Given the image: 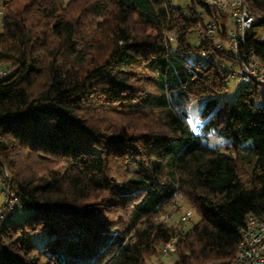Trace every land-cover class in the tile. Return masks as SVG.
<instances>
[{"label": "trees", "instance_id": "trees-1", "mask_svg": "<svg viewBox=\"0 0 264 264\" xmlns=\"http://www.w3.org/2000/svg\"><path fill=\"white\" fill-rule=\"evenodd\" d=\"M246 3L233 57L187 42L205 0H0V169L26 209L0 224V264H165L172 239L173 264L232 263L247 216L264 217V97L220 96L223 66L264 61V0ZM199 98L193 134L181 112ZM177 195L187 229L159 219Z\"/></svg>", "mask_w": 264, "mask_h": 264}, {"label": "built area", "instance_id": "built-area-1", "mask_svg": "<svg viewBox=\"0 0 264 264\" xmlns=\"http://www.w3.org/2000/svg\"><path fill=\"white\" fill-rule=\"evenodd\" d=\"M208 7L209 15L208 20L197 23L200 32V41L213 39L215 34H218L226 40L230 45L227 51L219 43H215L217 50H223L225 54L236 56V51L239 41H242L246 33L250 30L255 18L248 12L246 0H205ZM232 18L233 27H227L224 23L222 25L221 17L226 14ZM264 31L262 36L259 37L260 41H264ZM175 38V30H171L166 34L167 41H172ZM203 58L213 63L215 59L210 53L203 54ZM241 68L237 71L236 82L239 90L244 86L257 84L262 87L260 96L264 97V61L260 60L257 56L249 55L246 62L241 64ZM0 71V76H2ZM189 116L186 117L189 127L193 134H198L201 125L197 122H190ZM10 196H13L11 192ZM10 204L6 205L5 220L11 214L12 210L16 207L15 202L9 201ZM191 214L190 210H186L179 217V222L185 224ZM3 216H0V220ZM163 222L169 219V214L161 215L160 218ZM182 225V226H183ZM240 241L237 245L236 254L231 264H264V217L249 214L246 218V224L239 228ZM174 250V239L160 247L161 255L167 256Z\"/></svg>", "mask_w": 264, "mask_h": 264}, {"label": "rangeland", "instance_id": "rangeland-1", "mask_svg": "<svg viewBox=\"0 0 264 264\" xmlns=\"http://www.w3.org/2000/svg\"><path fill=\"white\" fill-rule=\"evenodd\" d=\"M171 3L176 5V6L186 7L188 5V0H171ZM195 11H196L195 15L197 17H201L199 19L200 22L201 21L205 22L206 20H208V15L203 13L202 9H200L199 7H196ZM224 15H225V17L223 19V22L225 23V25L227 27H233L232 26L233 22L231 20L232 18H230V16H228V13H227V16H226V14H224ZM99 20L101 21L102 18H100ZM0 31H1V27H0ZM200 32H202V28H201V30H199L198 27H195L188 32L187 42L191 46L198 45V42L200 41V38H201ZM206 42H210L214 50H217L215 48V43L221 44L223 46V49H225L227 51L230 49L229 43H227L226 40H224L223 37L218 35V34H215L213 36V39L207 40ZM218 51L219 52H225L223 50H218ZM241 66L242 65H234L231 63H228L227 66H223L224 68H226L228 70V74H229V86H228V89L225 92H223V95H225L224 98H226V100H231L233 98V95L229 92H234L238 88V84L236 82V76H237V71H239ZM0 71H2L3 76H8L11 74L12 69H5L4 67H0ZM261 90H262V87L258 86V88H257L258 96H260L259 94H260ZM260 97L262 98L263 96H260ZM203 100H204V98L192 100L189 102V104L187 105V108L185 109L187 116H189L192 119L193 123H195V122H197L199 124L203 123V120H200L198 118V115L196 116V114L199 112V110L201 108V104L203 103ZM188 125H189V123H188ZM207 142L209 145H212V146L223 147L224 144L227 143V140L220 138L218 136H215V135H208ZM10 180H11L10 171L7 168L2 167L0 169V216L2 215L3 218L0 220V224L5 221L4 215L7 211V210H5L6 205L10 204L9 201L15 202V200L13 199V196L12 197L10 196V194L12 192V190L8 184ZM186 210H190L188 203L180 195H177L175 197V199L173 200V202L165 209V211L159 215V219L161 218V215L169 214V219L167 220V222H169L170 224H175L176 222L179 221V217H180L181 213H183ZM12 212H13L12 218L15 220H19V219H22V217L25 215L26 209L22 208V207H17V208L15 207L12 210ZM9 215H11V214H9ZM197 220H198V216L195 214V212L191 211V214L188 218V221L184 225L183 224H181V225H183L184 229H187ZM156 259L157 258H154L151 262L147 261L146 264H151V263L157 264ZM160 259L162 260V262H165V264H173L174 261L176 260L175 251L173 250L167 256L161 255V252H160ZM204 264H214V263H204Z\"/></svg>", "mask_w": 264, "mask_h": 264}, {"label": "crops", "instance_id": "crops-1", "mask_svg": "<svg viewBox=\"0 0 264 264\" xmlns=\"http://www.w3.org/2000/svg\"><path fill=\"white\" fill-rule=\"evenodd\" d=\"M238 91H239V88H237L234 92H229V93H231L232 95H233V98L231 99V100H228V101H233V99L235 98V96L237 95V93H238ZM228 93V94H229ZM220 96L222 97V100H226V98H224V96L225 95H223V93L222 94H220ZM200 99V98H199ZM204 101V100H203ZM202 105V104H201ZM199 113V112H198ZM198 113L196 114V116L198 115ZM190 120L192 121V119L190 118Z\"/></svg>", "mask_w": 264, "mask_h": 264}, {"label": "water", "instance_id": "water-1", "mask_svg": "<svg viewBox=\"0 0 264 264\" xmlns=\"http://www.w3.org/2000/svg\"><path fill=\"white\" fill-rule=\"evenodd\" d=\"M181 114H182L185 118L187 117V113H186L185 110H183V111L181 112Z\"/></svg>", "mask_w": 264, "mask_h": 264}]
</instances>
